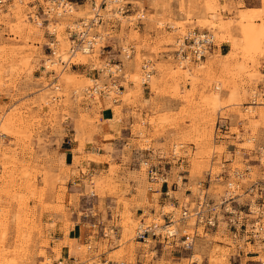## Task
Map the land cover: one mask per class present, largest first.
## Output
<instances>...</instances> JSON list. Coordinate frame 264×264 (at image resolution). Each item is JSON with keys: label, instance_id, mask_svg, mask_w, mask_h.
Returning <instances> with one entry per match:
<instances>
[{"label": "rangeland", "instance_id": "1", "mask_svg": "<svg viewBox=\"0 0 264 264\" xmlns=\"http://www.w3.org/2000/svg\"><path fill=\"white\" fill-rule=\"evenodd\" d=\"M67 1L70 11L55 16L41 12L45 0H0V264H64L59 256L67 243L52 237L57 231L66 235L70 225L76 195H67L65 185L80 159L63 166L58 146L62 132L88 133L101 106L111 107L127 128L124 131L131 138L126 150L147 153L131 173L112 165L97 175L78 169L87 191L100 197L112 195L122 208L116 226L119 250L108 259L127 264L134 256H126L125 249L132 252L156 245L158 238L137 242L135 229L141 223H166L164 214L173 220L176 236H191L194 221L178 222L179 210L192 207L198 184L207 174L221 176L209 182L206 193L213 199L225 190L223 178L230 170H246L239 179L238 204L252 200L244 193L252 183L264 193V161L258 156L264 145V92L257 89L263 78L259 70H264V0H115L111 5L106 0L104 8L102 0ZM258 7L261 12L240 14L243 8ZM95 10L102 20L90 34L102 36L99 44L89 54L70 56L63 67L48 68L47 61L54 58L50 52L64 61L73 26L90 19ZM190 30L210 32L215 46L182 71L173 58L175 41ZM109 41L117 45L111 55L104 53ZM121 48L130 49L128 59ZM118 61V76L107 78L102 65L109 63V69ZM144 63L151 72L145 84L140 69ZM88 78L105 85L115 81L120 89L110 96H118L117 101L106 93L86 98L82 91L92 85ZM145 161L165 175L166 183L175 181L180 189L185 182L182 176L188 175L190 196L179 208L158 205L157 196L147 189ZM159 185H151L152 190ZM131 192L133 196L126 199ZM196 232L199 237L207 233L206 262L194 242L192 252L179 264H237L232 261L236 252L246 251L257 252V263L264 262V235L242 249L222 226ZM210 241L221 246L210 247ZM93 247L107 246L92 239L79 243L81 261L99 264L87 257ZM145 257L150 259L149 254Z\"/></svg>", "mask_w": 264, "mask_h": 264}, {"label": "crops", "instance_id": "2", "mask_svg": "<svg viewBox=\"0 0 264 264\" xmlns=\"http://www.w3.org/2000/svg\"><path fill=\"white\" fill-rule=\"evenodd\" d=\"M250 11L254 13H249ZM261 11L260 7L257 9L243 8L240 14L253 15ZM260 25L258 24L257 26ZM116 48V43L109 41L106 43L104 53L111 55ZM259 72L263 78L257 83V89L264 92V70L260 69ZM103 104L104 102H102ZM96 115L99 118L93 123V128L90 125L91 128L88 133L84 130L79 132V130L76 131L74 129L62 132L64 137L58 146V153L63 166H72L75 157L80 159V164L75 165L74 168L71 167V170H76V172H70L69 184L66 183L65 185L67 195H76V199L70 209V225L66 235H58L59 231H57V235L52 237L53 240L67 243L63 244L60 249L59 258L63 260L64 264H89L88 261H81L80 253L77 252L78 244L81 242L85 243L89 239L100 243L101 246L106 245L107 247H93L92 253H88L87 257L96 260L99 264H118L115 259H108V257L119 250L116 247V243L120 240L117 238L118 230L116 226L120 222L119 214L122 208L118 206L115 197L112 195L100 197L96 196L93 191H87L85 180H81L83 173L78 169L82 167L86 170L84 174L89 173L92 175L94 173V175H97L100 172L108 171V166L112 165L121 166L123 173H131L137 170L136 162L141 157L147 156L145 151L134 148L126 150L128 149L127 143L131 136L124 131L127 128L121 125L120 116L115 115L111 107L101 106ZM234 138L232 137V139ZM233 143L235 142L232 141L231 144ZM227 152L231 154L234 151ZM182 177L185 178V182L181 181L183 184L181 187L182 193L180 187L173 184H176L175 181L170 182L173 185L172 187L168 183H166L167 185L156 187L152 195L157 196L158 205L160 204L162 207L169 204L174 209L179 208L183 202L182 200L186 196H190L186 193L189 184L186 180L188 175H183ZM167 179L168 181L170 180L169 174L167 175ZM132 193L125 195V198L129 199L130 196H133ZM150 214H153V211ZM136 215L138 214L136 213ZM204 235H207V233L202 234L201 237L197 236L198 239H196L195 245L196 243L198 244L196 252L201 255L202 261L205 263V258L209 253L208 240H206V236ZM174 245L158 242L151 247L135 249L132 252L130 248H127V250L125 249V252H128L126 256L131 253L134 256L133 261H127V264H179L181 260L185 259L184 257H187L188 252ZM213 245L221 246V243L210 241L209 246ZM242 246V249H244L245 245ZM89 248L87 247V249ZM242 249H239V251ZM236 253V257L232 258L233 262L237 264H258L256 259L259 255L257 252L246 251V253ZM148 254L150 255V259L146 261L145 256Z\"/></svg>", "mask_w": 264, "mask_h": 264}, {"label": "built area", "instance_id": "3", "mask_svg": "<svg viewBox=\"0 0 264 264\" xmlns=\"http://www.w3.org/2000/svg\"><path fill=\"white\" fill-rule=\"evenodd\" d=\"M105 1L106 0H102L100 3V5H103V8L105 6ZM100 5H98L99 9ZM68 7L69 4L67 0H45L44 10L41 12H43V15H49L50 13L57 16L62 15L64 12H69L67 9ZM121 11L123 13V10ZM91 17L90 19L87 18L85 21L80 19L77 22L79 24V29L78 27L72 28V34L71 32L69 34L70 49L66 53V55H68L67 57H70L75 51H77L78 47L82 45L83 42H88L89 45L91 44V41H89L86 37L88 30H92V28L98 25V23L102 20L99 13L92 14ZM80 35H82V37H80ZM195 37L196 32H191V35L188 33L187 36L176 39L173 58H178V60L184 61V59H187V54H189V57L199 59L204 55V52L206 53L214 47L213 42H211V39L208 36L204 35L197 41ZM92 46L93 45H90V49H92ZM50 53L53 54V50ZM120 53L124 59H128L130 57V49L128 48H121ZM108 64L105 66H108ZM147 66V63H144L140 69L141 72H143L144 78L148 79L150 74ZM112 68V73L106 67L104 68V73L107 78H116V75L118 76V73L121 70L120 62L118 61L117 65L112 66ZM114 82L115 81L109 85L104 84L99 89L94 86H88V91L92 95L100 96V94L106 93V90L104 89L106 87L115 88V94H117L119 92L120 85H116ZM86 94L90 95L87 92ZM1 136L2 134L0 133V138ZM262 149H264V147H262ZM143 164L146 170V182L150 185L147 188L148 191L153 192L154 190H152L151 185H155L156 183L160 185H167L166 177L163 173L159 172L155 167L148 165L146 161ZM245 173L246 170L242 173L232 170H230L229 173H226V176L223 178L225 190L216 199L210 197L206 191H208L209 182L216 180L217 177L221 176H214L211 178L210 174H207L205 181L199 182L198 184L199 189H205V192L200 195L197 193L191 208H189V206H184L179 210L177 218L178 222L184 223L187 219L193 218L194 232H196V229L198 228H200L202 232L217 231L220 226H222L223 230L227 231L230 235L232 239L231 241L235 245H243L246 244V242L253 243L255 241L262 240L264 235V193H261L262 191L258 189V185L256 183H252L244 190V193L248 194L252 200H249L245 206L236 202L237 196L235 195V191L241 190L239 179H243ZM227 176L231 177L229 181L226 179ZM231 180L233 182H230ZM173 184L176 185L175 183ZM162 215L163 214H161V217ZM164 218L167 219V222L162 225H169L173 223L169 214H164ZM157 225L158 224L151 223L149 225L141 226V229L136 232L134 238L137 242L142 243H145L146 238H151L152 240H157L158 238L160 243L172 244V246L175 244L180 249L188 253L191 251L192 241L189 240V242H186V240H188L187 236H176L177 233L174 235H168L165 232L162 234V230H160L161 227L159 228ZM194 232L190 237L192 240L194 238ZM260 264H264V262Z\"/></svg>", "mask_w": 264, "mask_h": 264}, {"label": "bare ground", "instance_id": "4", "mask_svg": "<svg viewBox=\"0 0 264 264\" xmlns=\"http://www.w3.org/2000/svg\"><path fill=\"white\" fill-rule=\"evenodd\" d=\"M113 2H115V0H109V3H110V5L113 3ZM213 8V7H212ZM68 9V11H70V6L67 8ZM119 12H121V10H123L122 9V7L120 6L119 7ZM99 10H95V12H94V14L96 13H99L98 12ZM99 15H100V13H99ZM217 16V15H216ZM93 17V16H92ZM91 17V18H92ZM215 17V16H214ZM216 18H218V16L216 17ZM84 21H85V19H83ZM40 23L39 22H37V25H39ZM78 27V29H79V24L78 25H74L73 26V28H77ZM189 33V35H191V30L190 31H188L187 33H186V35L185 36H187V34ZM208 36L210 39H211V42H213V40H214V38H213V35L210 33V32H208V31H203V32H196V41L197 40H199L202 36ZM80 37H82V35H80ZM86 37H87V39L89 40V41H91V44L90 45H93L92 46V49H90V45H89V43L88 42H83V44L82 45H80L79 47H78V49H77V51H75L72 55H71V57L72 56H74V55H76V54H89L93 49H94V47H96L97 46V44H99V42H100V40L102 39V36L101 35H99V36H95V35H92V34H90V30H88V33H87V35H86ZM82 40H83V38H82ZM85 40H86V38H85ZM84 40V41H85ZM53 43V42H52ZM196 43H198V42H196ZM69 45H70V41H69ZM213 45L215 46V43L213 42ZM69 49H70V47L68 48V51H69ZM208 52H210V51H208ZM207 53V52H206ZM205 52L203 53L204 55L201 57V58H199V59H196V58H191V57H189V54H187V59H184V61H180V60H178V58H176L175 60H177L178 61V64H180V65H182V66H180V69H182V71H187L188 70V66L190 65V64H192V60H201V59H203L204 58V56H205V54H206ZM55 55V53L53 52V59H49L48 61H47V63L49 64L48 65V68L51 66V67H54V66H56L57 65V67L60 65L61 67H63L64 65H66V64H68V58L69 57H67L66 56V59L64 60V61H62L61 59H58L59 57H55L54 56ZM52 60H54V62L52 61ZM64 62V63H63ZM46 63V64H47ZM54 63H56V64H54ZM63 63V64H62ZM44 64V63H43ZM45 65V64H44ZM103 66V68H105L106 66H104V65H102ZM204 68V67H203ZM52 70V69H51ZM109 70L111 71V73H112V71H113V68H109ZM151 72L149 71V74H150ZM150 77V76H149ZM149 77H148V79L147 78H144V75H143V78L145 79V81L143 82V84H145V83H147L148 82V80H149ZM57 78V77H56ZM88 80L90 81V82H92V85L91 84H88L87 86H85L84 88H83V91H82V93H83V95L86 97V98H92V99H94V98H96L98 95H92L89 91H88V86H94L95 88H97V89H99L101 86H103L104 84H102L101 82H99V81H97V80H95V79H89L88 78ZM54 81V85H56L57 84V82L55 81V80H53ZM104 88V87H103ZM105 90H106V95L108 96H106L108 99H110V100H112V101H117V99H118V96H115V97H112V96H110V95H113V94H115L116 93V90H115V88H104ZM86 92L87 93H89L90 95H87L86 94ZM176 146H174L173 147V152L172 153H174V148H175ZM262 147H264V145L263 146H261V148L259 149V156H260V160H262V161H264V149H262ZM175 154V153H174ZM173 154V155H174ZM177 183V182H176ZM169 192V191H168ZM203 192H205V189L204 190H199V195L200 194H202ZM235 195L237 196V198L239 197V195H238V190L237 191H235ZM251 201V200H250ZM184 207V206H183ZM170 219H171V217H170ZM190 220H193V218L192 219H190ZM194 221V220H193ZM172 222H173V220H172ZM155 223V222H154ZM158 225V227L160 228V230H162L161 232H162V234H163V232H165L166 234H168V235H174L175 233H177L176 232V230H174L172 227H173V224H174V222L172 223V224H169V225H161V224H159V223H157ZM144 225V223H141V224H139V226L135 229V233H134V237H135V235H136V232L137 231H139L140 229H141V226H143ZM199 227V226H198ZM189 236V237H188ZM194 238H193V240L190 238L191 236L190 235H187V238H188V240H186V242H189V240H191L192 241V243H191V251H192V248H193V243L195 242V239L197 238V232H194ZM136 240V239H135ZM149 241V238H146L145 239V243H147ZM154 241V240H153ZM56 264H59L58 262H56ZM61 264V263H60Z\"/></svg>", "mask_w": 264, "mask_h": 264}]
</instances>
